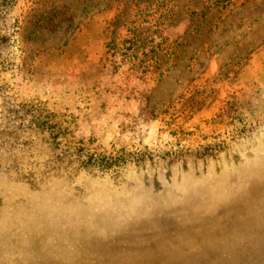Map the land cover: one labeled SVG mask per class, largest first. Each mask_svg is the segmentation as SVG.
Masks as SVG:
<instances>
[{
    "label": "rangeland",
    "instance_id": "1",
    "mask_svg": "<svg viewBox=\"0 0 264 264\" xmlns=\"http://www.w3.org/2000/svg\"><path fill=\"white\" fill-rule=\"evenodd\" d=\"M0 264H264V0H0Z\"/></svg>",
    "mask_w": 264,
    "mask_h": 264
}]
</instances>
